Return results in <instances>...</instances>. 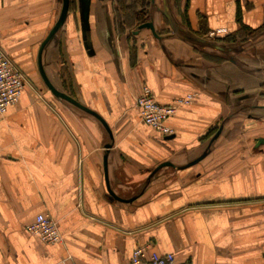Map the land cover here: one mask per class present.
Returning <instances> with one entry per match:
<instances>
[{
  "label": "crops",
  "instance_id": "1",
  "mask_svg": "<svg viewBox=\"0 0 264 264\" xmlns=\"http://www.w3.org/2000/svg\"><path fill=\"white\" fill-rule=\"evenodd\" d=\"M168 7L180 31L162 0H71L43 45L62 0H0V49L25 77L0 115V264H127L142 246L264 264V0ZM146 22L157 37L135 34ZM144 88L162 105L195 94L173 135L142 123ZM38 214L59 243L28 233Z\"/></svg>",
  "mask_w": 264,
  "mask_h": 264
},
{
  "label": "built area",
  "instance_id": "2",
  "mask_svg": "<svg viewBox=\"0 0 264 264\" xmlns=\"http://www.w3.org/2000/svg\"><path fill=\"white\" fill-rule=\"evenodd\" d=\"M224 30L210 31L208 39H215L224 34ZM25 86L23 73L13 64L11 58L0 49V115L18 103ZM195 98V94H188L177 98L170 105L158 103L151 91L144 88L134 102L142 123L163 136H171L174 130L167 124L175 117L180 108L188 106ZM264 217V209H263ZM26 230L42 243L57 244L61 241L57 223L47 214H38L27 225ZM127 264H179L173 254H159L149 251L147 247L136 248ZM189 264V263H185Z\"/></svg>",
  "mask_w": 264,
  "mask_h": 264
},
{
  "label": "water",
  "instance_id": "3",
  "mask_svg": "<svg viewBox=\"0 0 264 264\" xmlns=\"http://www.w3.org/2000/svg\"><path fill=\"white\" fill-rule=\"evenodd\" d=\"M151 3H154V0H151ZM68 7H69V0H62V11H61V18H60V21L59 23L55 26V28L49 33V35L47 36L46 40L44 41V43H42L43 45L45 43H47L51 37L54 35L56 29H58L67 13H68ZM161 14L162 16L164 17V19L166 20V22L168 23L170 29L174 32H177V31H180V29L176 26V24H174V21L172 19V16L170 14V11H169V7H168V0H162V9H161ZM142 29H148L152 32V34L157 37V34H156V31H155V28L152 24V22H146V23H143L139 26H137V31H135V34L138 33V31L142 30ZM42 77L45 81V83L47 84L48 88L50 89V91L58 96V97H61L62 99H64L65 101L73 104V105H76L77 107L81 108L82 110H86L89 112V110H87L86 108L82 107L81 105H79L76 101H74L71 97H68L67 95H64V94H61V93H58L56 90H54V88L47 82L46 78L44 77L43 73H42Z\"/></svg>",
  "mask_w": 264,
  "mask_h": 264
},
{
  "label": "rangeland",
  "instance_id": "4",
  "mask_svg": "<svg viewBox=\"0 0 264 264\" xmlns=\"http://www.w3.org/2000/svg\"><path fill=\"white\" fill-rule=\"evenodd\" d=\"M125 1V0H124ZM161 9V8H160ZM245 36V34L241 37V38H245L244 37ZM251 40V41H250ZM247 41H249V42H254V40H252V39H247Z\"/></svg>",
  "mask_w": 264,
  "mask_h": 264
},
{
  "label": "trees",
  "instance_id": "5",
  "mask_svg": "<svg viewBox=\"0 0 264 264\" xmlns=\"http://www.w3.org/2000/svg\"><path fill=\"white\" fill-rule=\"evenodd\" d=\"M120 2L123 4V0H120ZM70 4H71V0H69V6H70ZM68 9H69V7H68ZM141 22H143V20H141Z\"/></svg>",
  "mask_w": 264,
  "mask_h": 264
}]
</instances>
